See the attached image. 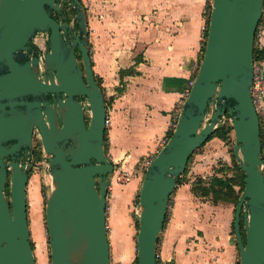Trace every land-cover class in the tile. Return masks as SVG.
I'll return each mask as SVG.
<instances>
[{
	"label": "water",
	"instance_id": "water-1",
	"mask_svg": "<svg viewBox=\"0 0 264 264\" xmlns=\"http://www.w3.org/2000/svg\"><path fill=\"white\" fill-rule=\"evenodd\" d=\"M69 7L73 20L65 11ZM263 12L264 0H213L198 71L168 142L141 182L136 264H157L158 237L179 176L227 115L245 183L234 215L239 264H264L263 144L252 93ZM39 32L48 34L41 60L34 43ZM34 127L50 155L51 264H111L106 214L115 164L104 148L107 103L93 70L81 0H0V264H38L27 211L31 164L17 158Z\"/></svg>",
	"mask_w": 264,
	"mask_h": 264
},
{
	"label": "crops",
	"instance_id": "crops-1",
	"mask_svg": "<svg viewBox=\"0 0 264 264\" xmlns=\"http://www.w3.org/2000/svg\"><path fill=\"white\" fill-rule=\"evenodd\" d=\"M82 2L93 70L107 103L106 154L116 173H130L124 182L113 175L107 193V226H123L129 233L127 205L139 194L149 155L156 153L160 139L178 121L201 63L207 0ZM260 114L264 128V109ZM201 169L197 164L192 170ZM192 184L193 178L178 184L170 196L157 242L158 262L239 264L233 230L236 206L229 200L196 194ZM109 241L112 253L110 233Z\"/></svg>",
	"mask_w": 264,
	"mask_h": 264
},
{
	"label": "rangeland",
	"instance_id": "rangeland-1",
	"mask_svg": "<svg viewBox=\"0 0 264 264\" xmlns=\"http://www.w3.org/2000/svg\"><path fill=\"white\" fill-rule=\"evenodd\" d=\"M73 14V11L69 13L70 16H73ZM259 25L260 27L257 31V36L255 37V45L264 46V12L262 21ZM97 80L101 83L99 78H97ZM82 100L84 101L86 99L82 97ZM86 112H88L87 109ZM209 113L210 108L208 110V115ZM231 126L232 123L227 122L226 126L224 127V129L228 130L225 138H221L213 134L210 140L195 150L191 156L189 164L186 167V170L181 175L182 183L190 181L192 178L193 184L200 178L205 180V182H209L211 177L214 175L233 177L237 182L242 180L244 172H242L243 170L240 169L238 161L233 155L235 134L233 131V126L232 128ZM197 164H201L203 166V169L196 170L199 171L198 173L195 172V170H192ZM116 168H118V165ZM124 171L125 170H118L116 173L114 170L113 173L109 174L108 189L112 184L111 182L113 175H115V173H124ZM124 181L125 180L121 182ZM178 187L179 186H177L174 191H176ZM50 190L51 173L48 167V161L45 158L38 159L36 167L33 169L31 179L28 182V216L30 240L33 243L34 255L38 264H51L49 235L46 227V203ZM241 193H243V190ZM137 208H140L139 194L134 196L133 201L127 205V213L129 216L128 221L132 228V231L129 233L123 226L112 229L111 223L113 222L114 217L111 215V210L108 213L110 219L109 223L111 226L109 227L108 231L111 234L113 241V251L111 250V264L137 263V234L139 229V223H137V220L139 222Z\"/></svg>",
	"mask_w": 264,
	"mask_h": 264
},
{
	"label": "trees",
	"instance_id": "trees-1",
	"mask_svg": "<svg viewBox=\"0 0 264 264\" xmlns=\"http://www.w3.org/2000/svg\"><path fill=\"white\" fill-rule=\"evenodd\" d=\"M65 11L67 12L68 17L71 18L72 16H70L69 13L71 11L74 12V9L72 7H69L68 9H65ZM262 18H263V15L260 19V22L262 21ZM207 22H209V20ZM260 22H259V24H260ZM258 30H259V28H257V31ZM207 31L208 30L206 29L205 33H204L205 40L207 37ZM257 31H256V36H257ZM205 40H204V44H205ZM203 52H204V46H203ZM202 56H203V54H202ZM254 59H255V61H261V62L264 61V46L255 45V47H254ZM197 71H198V69H197ZM263 72H264V68H263ZM97 82L101 86V83L98 80H97ZM261 105H262V110H263L264 109V91L261 94ZM261 116H262V114H260V119H261ZM262 122H263V120L261 119V137H262V144H263V159H264V128H263ZM225 126L226 125L220 126L213 134L217 135L221 138H225L226 134L228 132L227 129H224ZM231 128H232V126H231ZM172 131H173V129L169 132V135H168L169 137L171 136ZM213 134L210 136V138L208 140H210L212 138ZM105 135H106V133H105ZM105 139H107L106 136H105ZM104 148H105V146H104ZM105 152H106V149H105ZM191 156L188 160L187 165L189 164ZM240 169H241V167H240ZM181 183H182L181 176H179L178 184H181ZM244 184H245L244 183V173L242 176V180L239 182H237L236 179H234L233 177H222L219 175H214L213 177H211L209 182H205V180L200 178L197 182L192 184V191L196 194H199V195H204V196L211 195L215 199L222 198L225 200L232 201L234 203V205L236 206L239 198L242 195L241 192H242V190H244ZM137 223H139L138 220H137ZM242 226H243V222H242ZM242 233L244 234V229H242ZM32 245H33V243H32Z\"/></svg>",
	"mask_w": 264,
	"mask_h": 264
},
{
	"label": "built area",
	"instance_id": "built-area-1",
	"mask_svg": "<svg viewBox=\"0 0 264 264\" xmlns=\"http://www.w3.org/2000/svg\"><path fill=\"white\" fill-rule=\"evenodd\" d=\"M213 0H207V9L204 10V17L206 19V23L204 25V31L206 29H208V20L210 17V11H211V4H212ZM71 20H73V16L70 18ZM260 27V25L258 26V28ZM47 39H48V34L46 32H39L35 37H34V43L36 45V49H37V55L41 57L44 54L46 47H47ZM193 80L190 83V86L192 85ZM189 89L190 87L187 89L186 94H185V98L187 97L188 93H189ZM264 91V72H263V65L261 61H255L254 62V76H253V85H252V93H253V98L254 101L257 105V108L259 110V112H261L262 110V105H261V94ZM227 122L231 123V118L230 116H223L220 118V124L222 125H226ZM109 123V119L107 116V125ZM175 122L173 124V128L176 126ZM169 136H165L162 137L159 141L158 144V149L156 151V153L149 155V161L148 164L155 158V156L157 155V153L160 151V149L162 147H164V145L168 142L169 140ZM116 178L118 181H123V180H128L130 173L128 171H124V173H118L115 174ZM139 210L140 208H137V212L139 214ZM157 264H160V262H158L157 260Z\"/></svg>",
	"mask_w": 264,
	"mask_h": 264
},
{
	"label": "flooded vegetation",
	"instance_id": "flooded-vegetation-1",
	"mask_svg": "<svg viewBox=\"0 0 264 264\" xmlns=\"http://www.w3.org/2000/svg\"><path fill=\"white\" fill-rule=\"evenodd\" d=\"M40 67H41V64H40ZM41 69L42 68H40V75H41V78H43V73ZM63 97H65L64 94H63ZM48 98H50L51 101H54L52 96H48ZM54 108L56 109V112L58 114L60 124H62V118L60 116L56 103H54ZM49 157L50 155L47 154L46 151L44 150L41 137H40V132L38 131L36 127H34L31 133L30 143H27V142L24 143L17 152V158L19 159L20 164L22 163L31 164L28 170V174H29L28 182L31 179L33 169L36 167L37 160L45 158L48 161V167H49ZM9 159H11L10 156L6 157V161H8ZM9 177H10V171H8V179H7V183L5 187V191L8 197H10V183H9L10 178ZM28 182H27V203H28ZM27 211H28V205H27Z\"/></svg>",
	"mask_w": 264,
	"mask_h": 264
},
{
	"label": "bare ground",
	"instance_id": "bare-ground-1",
	"mask_svg": "<svg viewBox=\"0 0 264 264\" xmlns=\"http://www.w3.org/2000/svg\"><path fill=\"white\" fill-rule=\"evenodd\" d=\"M40 239V238H39Z\"/></svg>",
	"mask_w": 264,
	"mask_h": 264
}]
</instances>
